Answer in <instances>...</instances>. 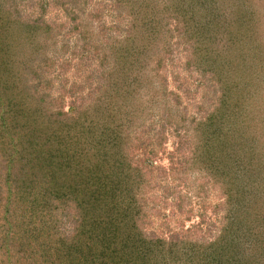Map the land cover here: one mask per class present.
Instances as JSON below:
<instances>
[{"label": "trees", "instance_id": "obj_1", "mask_svg": "<svg viewBox=\"0 0 264 264\" xmlns=\"http://www.w3.org/2000/svg\"><path fill=\"white\" fill-rule=\"evenodd\" d=\"M52 1L92 38L95 79L60 106L55 26L0 0V264H264V0H108L109 20L92 0ZM173 38L214 91L201 115L160 71ZM155 127L175 138L168 167ZM184 163L220 193L215 232L204 215L184 227L169 200ZM156 216L178 224L156 231Z\"/></svg>", "mask_w": 264, "mask_h": 264}, {"label": "rangeland", "instance_id": "obj_2", "mask_svg": "<svg viewBox=\"0 0 264 264\" xmlns=\"http://www.w3.org/2000/svg\"><path fill=\"white\" fill-rule=\"evenodd\" d=\"M17 1L23 17L29 18L41 14L44 20L49 21L53 27L55 26L56 52L53 53L55 71L48 91L55 99L61 97L62 101L60 106L62 105L65 110L70 109V106L81 101L76 96H80L81 93L84 97L87 96L94 84L95 78L91 74L96 72L97 57L89 46H86L85 49L82 48L86 43L85 40L92 38L87 33L85 36L86 39L84 41L81 39L82 36L78 34V30L72 29V18L70 19V15L60 3L57 4L52 0H48V6L42 12L41 0ZM91 5L101 9L106 19L109 20L112 18L114 10L111 11L112 9L108 0H92ZM221 6L223 7V5ZM123 26V22L119 23V28L115 32L124 34ZM186 53L183 44H177L175 38H173L172 52L164 59L160 71L166 79L168 90L176 92L179 96L180 100L177 107L184 109L187 114L201 115L212 106L215 100V94L212 88L208 86L209 82L202 78L201 72L198 69L196 70L195 68L187 66ZM50 77L51 72L48 74L49 79H51ZM152 117L155 118V116ZM153 133L154 137H151V139L154 142L163 140L162 145L164 147V150L158 153L156 164L168 167L167 156L168 153H174V145H176V142L174 143L175 138L169 130H158L157 127L153 130ZM162 135H168V137L163 139L161 137ZM183 159V156L180 155L178 161H183ZM180 165H183V163ZM183 168L185 171L180 168L181 171L178 173L182 177V181L180 183L176 182L179 184L176 185L178 186L176 190H178L179 195L175 199L172 193L174 198H169V200L171 202L175 200V204H180V201H183L182 208L184 211L180 212L181 214L177 216L179 220H183L184 227L192 225L204 218L202 227H210L215 232L220 214L217 207L219 208L222 202L220 193L211 183L207 182L206 185L202 184L205 183L206 177L193 164L187 170L186 163H184ZM180 194H183L181 195L183 199H181ZM162 206L167 220V216L171 214L169 211L171 205H167V207L165 205ZM186 215H190V219H186ZM160 217L156 216L153 218L154 221L149 225L156 231L168 232L169 229H173L174 225L176 226L178 224L175 218H169L170 223L165 222L163 226Z\"/></svg>", "mask_w": 264, "mask_h": 264}]
</instances>
